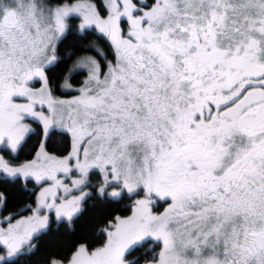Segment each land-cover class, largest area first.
Listing matches in <instances>:
<instances>
[{
    "label": "snow or ice",
    "instance_id": "obj_1",
    "mask_svg": "<svg viewBox=\"0 0 264 264\" xmlns=\"http://www.w3.org/2000/svg\"><path fill=\"white\" fill-rule=\"evenodd\" d=\"M73 32L107 54L59 55ZM0 151V175L51 182L0 221V264H31L47 213L71 224L94 196L131 214L45 264H264V0H0Z\"/></svg>",
    "mask_w": 264,
    "mask_h": 264
},
{
    "label": "trees",
    "instance_id": "obj_2",
    "mask_svg": "<svg viewBox=\"0 0 264 264\" xmlns=\"http://www.w3.org/2000/svg\"><path fill=\"white\" fill-rule=\"evenodd\" d=\"M73 26L79 24V20L71 21ZM95 42L96 45H100L104 48L106 54L108 52V45L102 39H100L95 33L88 35L86 39L80 37L75 32L68 35L62 44L58 46V54L63 56L70 49H74L80 43ZM83 54V53H81ZM87 54H95L94 52H88ZM111 58V56H109ZM75 59V57H73ZM72 61H68V65L71 66ZM83 75L76 76V80H82ZM55 94L68 95L62 91H57ZM36 129L30 134V139L26 141L23 150L18 153L19 160L21 162L31 160L34 158L35 153L38 150L42 137L38 135L40 128L36 124ZM56 144V148H48L50 153L55 155H65L66 150H70V140H65L64 137H56L53 141ZM8 157V155L6 154ZM98 175L92 177L97 180ZM34 185L33 180H25L23 177H19L14 182L6 177H0V193H4L7 197V208H2L3 214H12L19 212L20 215L29 212L25 206H31L33 208L36 204V191L29 188ZM133 203L132 200L127 198L120 202L115 201H101L95 196L89 199L84 205L86 211L79 216L78 219H74L71 224L68 222H59L55 220L51 221L49 230L41 234L39 239L35 241L39 245V249L34 256L31 257V264H45L49 258H56L64 260L69 259L75 248L79 244H87L90 247H98L103 241V236L99 233V229L105 226L107 220H111L114 217H126L131 214V208L129 205ZM19 216V215H17ZM159 249H157L158 251ZM138 255H142L138 253ZM151 253L145 259H150ZM141 264H144L142 260Z\"/></svg>",
    "mask_w": 264,
    "mask_h": 264
},
{
    "label": "rangeland",
    "instance_id": "obj_3",
    "mask_svg": "<svg viewBox=\"0 0 264 264\" xmlns=\"http://www.w3.org/2000/svg\"><path fill=\"white\" fill-rule=\"evenodd\" d=\"M97 47H99L102 51H104L105 52V50H104V48L103 47H101L100 45H97ZM105 54H106V52H105ZM87 55H92V56H95V54H87ZM97 59H99V57H96ZM109 58V57H108ZM109 59H111V58H109ZM77 93H70V94H68V95H60V94H55L56 96H58V97H60V98H62V99H70L73 95H76ZM29 123H30V126L33 128V130H35L36 129V125H35V123H33V122H31V121H29ZM42 141V140H41ZM41 143V142H40ZM38 150H39V147H38ZM37 150V151H38ZM35 157V156H34ZM91 175V174H90ZM92 178V177H91ZM61 179H63L64 180V182L66 183V184H68L69 185V187H71V185H70V181H68L66 178H64V177H61ZM99 179V178H98ZM30 180H33V184L34 185H31V186H29V188H31L32 190H35L36 191V199H38V197H39V193L42 191V189L44 188V187H49L50 186V183L51 182H49V183H43V184H37L36 182H35V180L34 179H30ZM92 182L93 183H95L96 182V180H94V179H92ZM85 191H89V192H94V189H92V188H88V189H85ZM58 195H63V192L62 191H60V192H58ZM71 195H79V193L78 192H73V193H71ZM135 199V198H134ZM166 206V205H165ZM36 207V204H35V206L33 207V209ZM33 213H32V211H29V212H27V213H24V214H21V215H19V216H16L15 217V219L16 220H19V219H23V218H25V217H28V216H31ZM42 215L43 214H46V213H41ZM48 215H49V224L51 223V221H53V220H55V216H54V214L53 213H47ZM10 214H7V215H5V214H3V212H2V207H0V221H2L3 220V218L4 217H7V216H9ZM15 222V220L13 221V223ZM0 226H5L6 227V225H4V224H0Z\"/></svg>",
    "mask_w": 264,
    "mask_h": 264
},
{
    "label": "flooded vegetation",
    "instance_id": "obj_4",
    "mask_svg": "<svg viewBox=\"0 0 264 264\" xmlns=\"http://www.w3.org/2000/svg\"><path fill=\"white\" fill-rule=\"evenodd\" d=\"M0 155H4L6 159L8 158V157L6 156V152H4V151H0ZM2 176H3V175H0V177H2Z\"/></svg>",
    "mask_w": 264,
    "mask_h": 264
}]
</instances>
